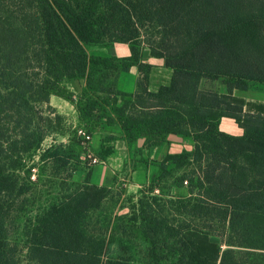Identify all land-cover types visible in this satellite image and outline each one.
I'll use <instances>...</instances> for the list:
<instances>
[{
  "label": "trees",
  "instance_id": "trees-1",
  "mask_svg": "<svg viewBox=\"0 0 264 264\" xmlns=\"http://www.w3.org/2000/svg\"><path fill=\"white\" fill-rule=\"evenodd\" d=\"M27 4L32 18L23 14L17 23L0 20V124L4 117H17L15 128L26 137L34 124L29 104L49 103L56 95L74 104L89 134L119 128L125 143L144 138L148 148L165 142L170 134L192 138V152L168 155L152 164L161 171L153 182L172 177L171 189L189 191L187 196L177 192L168 196L177 200L186 218L182 229L168 225L166 217L160 221L152 215L156 197L147 203L148 210L144 201L139 202L142 218L151 223L143 230L150 258L155 264L172 259L175 264H264V104L247 103L233 94L264 85V0H28ZM125 20L128 24L122 27ZM131 23H160L165 32L155 29L158 37L147 28L140 34L138 25ZM143 37L157 40L152 54L173 73L170 84L156 91H150L154 67L143 62L141 47L148 40ZM114 43L129 44L131 56L106 54ZM242 45L252 50L248 60ZM215 47L227 58L226 64L214 61ZM133 67L142 78L137 93L129 96L117 89V79ZM40 73L45 78L36 81ZM109 74H114L116 83L106 87ZM203 79L222 81L227 94L202 90ZM73 82L82 83L78 101L66 97L67 90L61 88ZM223 118L233 119L243 135L221 131ZM54 121L61 128V117ZM105 137L117 140L112 134ZM5 140L0 126V154ZM43 140L38 139L36 148ZM7 142L15 150L21 141ZM77 158L75 150L64 145L42 156L44 161L64 164ZM90 174L67 203L51 207L39 219L31 260L135 264L132 253L110 257L113 239L94 238L85 229L84 221L109 193L108 187L91 184ZM15 186L0 170V199ZM20 192L24 193L23 187ZM194 218H201V225ZM216 220L224 233L212 228ZM165 230L175 243L167 255H160L157 243ZM121 249L129 253L128 248ZM0 264H15L7 250L1 201Z\"/></svg>",
  "mask_w": 264,
  "mask_h": 264
},
{
  "label": "rangeland",
  "instance_id": "rangeland-1",
  "mask_svg": "<svg viewBox=\"0 0 264 264\" xmlns=\"http://www.w3.org/2000/svg\"><path fill=\"white\" fill-rule=\"evenodd\" d=\"M27 2L28 0H2L0 2V20L17 23L16 20L19 18L18 21L20 22L23 14H29L32 18L34 16L32 8L35 9L36 5L33 3L32 8H29ZM115 21L117 22V20ZM122 23H124L122 27H126L128 21L125 20ZM133 24L138 25L140 34H144L147 28L151 29L158 37L156 30L159 29V31L165 32L160 23H131L132 26ZM171 34L174 35L173 32L168 31V35ZM128 38L133 39L134 43L140 41L133 35H128ZM146 43L152 46L151 44H157V40L150 37V40ZM262 45L264 46V44ZM239 48L242 54L243 52L246 53L243 56L248 60L247 56L250 55L252 50L248 45H242ZM211 55L215 62L220 61L226 64L224 59L227 58L221 54L219 48L215 47ZM262 64L264 66V63ZM32 73L30 72V75ZM106 74L108 75V73ZM42 78H45V76L40 73L36 81H40ZM115 83L114 74H109V78L105 80V86H114ZM61 88L67 90L66 97L69 96L78 101L81 95L82 83H66ZM200 88L205 91L220 93L222 91L226 92L227 89L222 81L215 82L208 79L201 81ZM1 93L3 95L8 94L3 90ZM236 93L246 96L249 100L254 99V102H259L257 100H264V85H251L248 92ZM28 109L34 117V124L31 130L27 131L26 137L19 135L20 129L15 128L17 117L7 119L4 117L0 124L5 129V135L8 139L5 140L1 149L0 170L8 174L11 182L16 183V186L0 199L5 213L7 250L10 252L13 262L15 264H39L30 258V251L34 245L33 233L38 227L39 219L51 207L67 203L70 195L81 188L78 183H83L86 174L91 173L90 176H93L98 166L106 165L111 175L107 184L111 188L108 187V196L101 207L96 211H92L84 221V227L94 238L113 239L110 257L116 258L119 254L129 257L132 253L135 264H155L149 256L150 247L143 235V230L151 228V223L142 218L139 202L144 201V209L148 210L147 203H151L152 199L156 197L158 202L152 204L154 208L152 215L160 221L166 217L168 225L182 229L181 226H184L186 218L181 215V207L176 202L177 200L168 197L169 193L172 192L173 178L168 177L163 179L162 182L147 183L145 177L147 172L142 169V166L143 164L149 165V161L147 162L143 152H127V149H123L122 142L118 143L119 139L114 134L112 135L117 140L108 141L105 137L109 135L107 130L92 132L89 145L84 147V140L78 135V132L81 129L87 130V128L79 118L74 104L65 98L51 95L49 103L31 102ZM57 116L62 119L61 128L58 129L57 122L54 121ZM49 120L53 123L50 124ZM42 136L44 140L40 144V148H36V142ZM12 139L21 141L18 144V149H9L10 143L7 141L10 142ZM56 145L71 147L75 150V155L78 158L70 160L67 164L42 160L43 154ZM90 154L93 158L98 159L100 163L91 164ZM138 167L140 168L138 169ZM113 173L115 174L113 175ZM179 174L180 172L174 174V176H179ZM133 181L135 183L142 181L143 188L140 191H146V196H143L140 192L135 197L125 192L124 187ZM21 187H23L24 193L20 192ZM152 187H154V190H151ZM182 194L187 196L186 192ZM190 206L193 208V205ZM159 211H162L163 214H160ZM188 219L193 218L188 216ZM192 221L197 225L202 223L201 218H194ZM211 226L217 234L224 233L219 221L216 220ZM174 243L175 241L168 237L165 230L157 243L160 248V255H167L169 246L173 247ZM121 247L128 248L129 253H125ZM161 264H175V261L173 259L165 260Z\"/></svg>",
  "mask_w": 264,
  "mask_h": 264
},
{
  "label": "crops",
  "instance_id": "crops-1",
  "mask_svg": "<svg viewBox=\"0 0 264 264\" xmlns=\"http://www.w3.org/2000/svg\"><path fill=\"white\" fill-rule=\"evenodd\" d=\"M150 40V38H144ZM147 40V41H148ZM147 41H143L142 47H141V53L143 56V62L146 64L152 65L153 71L151 75V86L150 91H156L159 86H167L170 84L171 78H172V71L165 67V62L161 58H157L152 54L151 48H156L157 44H151L152 46L148 45L146 43ZM147 44V45H146ZM109 53L112 56H115L117 58H129L131 56V47L129 44L125 43H114L111 48L106 52V54ZM162 75V76H161ZM142 78V75L138 72V69L136 67H133L128 72H123L119 75L118 82H117V89L120 92H123L129 96L135 95L138 91V81ZM227 88V87H226ZM250 88L247 91H238L235 90L233 92L234 96L239 97L241 99H244L247 103H253V104H264V100H257L259 102H254V99H248L244 95H238L236 92L245 93L248 92ZM212 92V91H211ZM228 90L222 91V94H227ZM220 129L223 132H226L228 134L234 135V136H242L243 130L239 127V125L230 118H223L220 124ZM107 134L111 135L114 134L117 136L118 143L122 142L123 149L133 152H143V155L145 158H147V164L142 166V169L148 173L145 174L146 182L152 183L154 179H157V177L161 174V171L153 166L150 163H161L164 161V159L168 155H180L183 152H192L194 150V142L192 138H186L184 136L179 135H173L170 134L166 137L165 142L161 143L160 145L156 147H150L148 148L145 145V139L140 138L133 144H127L123 141V134L122 131L119 128H113L108 127ZM121 139V140H120ZM142 164V163H141ZM156 164V165H157ZM148 167V168H147ZM140 167H138L139 169ZM95 174L93 173V176H90V183L97 185V186H105L109 187L110 185L107 184V182L110 181V172L106 168V165L98 166V168L95 169ZM115 173H113L114 175ZM83 178V177H82ZM85 178H83L84 181ZM114 179V176L112 177V181ZM138 183V184H137ZM135 183L129 182L128 186L124 187L125 192L130 196H135L139 194L141 191V188H143L142 181ZM118 184V183H117ZM113 185V184H112ZM111 188V186L109 187ZM127 188V189H126ZM172 190V194H175L177 191L174 189ZM180 192H186V190L178 191ZM181 193V194H182ZM134 197V198H135Z\"/></svg>",
  "mask_w": 264,
  "mask_h": 264
},
{
  "label": "built area",
  "instance_id": "built-area-1",
  "mask_svg": "<svg viewBox=\"0 0 264 264\" xmlns=\"http://www.w3.org/2000/svg\"><path fill=\"white\" fill-rule=\"evenodd\" d=\"M78 135L84 140V143H83L84 147H85L86 145H89V143H90L92 137H91L90 134H88V133L86 132L85 129H81V130L78 132ZM89 159H90V161H91V164H93V165H95V164H99V163H100V161H99L98 159H96V158H93V156H92L91 154H90V156H89ZM185 185H187V182H185Z\"/></svg>",
  "mask_w": 264,
  "mask_h": 264
}]
</instances>
